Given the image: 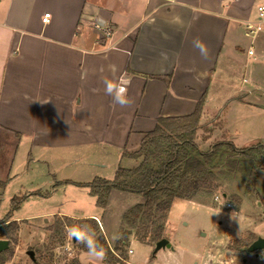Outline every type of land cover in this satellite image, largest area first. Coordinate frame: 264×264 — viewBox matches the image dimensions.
Returning <instances> with one entry per match:
<instances>
[{"label": "crops", "instance_id": "crops-1", "mask_svg": "<svg viewBox=\"0 0 264 264\" xmlns=\"http://www.w3.org/2000/svg\"><path fill=\"white\" fill-rule=\"evenodd\" d=\"M261 5L264 0H0V152L8 137H16L15 153L24 152L29 167V155L55 149L57 135L67 143L91 135L116 149V171L124 159L133 160L124 153L135 151L159 118L189 115L202 101L199 127L211 122L221 105L242 101L235 89L211 103V78L219 71L234 76L238 50L251 56L254 46L264 54ZM95 23L110 28V38L102 39ZM247 25L253 35H247ZM195 39L206 57L193 46ZM105 80L123 87L130 103L115 104L105 94ZM14 161L13 155L0 163V186ZM85 218L97 220L104 233L97 215ZM9 221L24 220L12 214ZM207 255L206 249L198 264H216Z\"/></svg>", "mask_w": 264, "mask_h": 264}, {"label": "rangeland", "instance_id": "rangeland-1", "mask_svg": "<svg viewBox=\"0 0 264 264\" xmlns=\"http://www.w3.org/2000/svg\"><path fill=\"white\" fill-rule=\"evenodd\" d=\"M248 41L244 39V43ZM238 51L237 63L232 69L234 76L230 79L228 73L219 71L211 78L208 99L212 96L211 103L219 104L218 100L223 98L219 93L231 91L233 94L239 89L236 96L240 95L242 101L221 105L211 122L195 130L194 141L201 151H207L217 141H229L238 149L264 145V54H259L254 46L251 56L245 48ZM60 136L57 135L55 149L46 146L29 155L33 162L41 165L32 162L26 167L24 152L15 153L16 137H8V147L0 152V163H7L15 156L10 178L0 186V194L6 196L0 201V218L18 198L20 204L12 214L24 220L16 222L19 231L13 238L0 235V239L9 243L0 253V264H93L84 244L68 234L70 229L94 234L92 229L83 228L76 218H71L91 214L100 218L104 233L100 223L95 221L114 253L105 255L102 264H127V261L130 264H198L199 256L206 249L207 259H215L216 264H237L249 255L239 252L240 247L245 243L249 245L257 236L264 237L263 162L258 170L253 163L229 170L223 167V157L224 174L216 176L213 196L207 205L186 200L173 202L163 237L169 240L175 252L167 248L155 254L154 244L133 238L129 239L126 249L116 254L114 247L121 234L122 218L127 210L142 202V196L113 189L104 207L98 206L96 197L89 194L88 185L95 178L111 180L114 177L118 162L116 149L96 136L72 143L65 142L66 138L59 140ZM134 140L135 136H131L127 149ZM261 154L264 157V152ZM138 162L124 159L120 167L133 168ZM103 164L107 167L100 168ZM47 170L51 175H38ZM255 171V178L249 175ZM28 251L33 252V259ZM256 253L259 256L252 253L254 255L244 264H264V250Z\"/></svg>", "mask_w": 264, "mask_h": 264}, {"label": "trees", "instance_id": "trees-1", "mask_svg": "<svg viewBox=\"0 0 264 264\" xmlns=\"http://www.w3.org/2000/svg\"><path fill=\"white\" fill-rule=\"evenodd\" d=\"M201 110L202 101H199L189 115L159 118L154 128L144 134L139 147L124 153L139 161L136 167H118L111 180L95 178L89 183V194L96 197V203L101 207H104L113 189L139 194L143 198V202L127 210L122 218L121 234L114 247L116 254L126 249L130 237L143 243L151 242L152 245L163 238L170 208L176 200L207 205L213 196L216 176L224 174L221 167L223 157V167L229 170L236 167L242 169L248 163H253L257 170L264 165L261 154L264 145L261 144L238 149L229 141H217L207 151H201L193 137L195 130L199 129ZM251 173L249 175L255 178L257 171ZM16 200L18 198L12 201L13 205L11 203L9 211L0 221L2 237L11 239L19 231L16 221H9L13 210L20 204V200ZM75 220L83 228L97 233L96 242L105 255L114 254L95 219ZM247 247L245 243L239 252H246Z\"/></svg>", "mask_w": 264, "mask_h": 264}, {"label": "clouds", "instance_id": "clouds-1", "mask_svg": "<svg viewBox=\"0 0 264 264\" xmlns=\"http://www.w3.org/2000/svg\"><path fill=\"white\" fill-rule=\"evenodd\" d=\"M193 46L200 51L202 57H206V49L203 43L199 39L193 40ZM163 58H167L166 53H161ZM104 91L106 95L112 97L115 104L120 106H126L130 103V99L127 97L125 89L119 85H114L112 82L104 81ZM69 236L74 237L77 241L84 244L88 251L89 257L92 259L93 264H102L105 254L103 248L94 239V234L87 231H80L77 229H70Z\"/></svg>", "mask_w": 264, "mask_h": 264}, {"label": "water", "instance_id": "water-1", "mask_svg": "<svg viewBox=\"0 0 264 264\" xmlns=\"http://www.w3.org/2000/svg\"><path fill=\"white\" fill-rule=\"evenodd\" d=\"M8 244H9L8 240L0 239V253L8 248ZM164 248H171V244H170L169 240L166 239L165 237H163L160 240H158L157 242H155L153 251L155 253L158 250L164 249ZM260 250H264V237H262V236L256 237L248 245V247L246 249V253L252 254V253H256V252H258ZM27 253H28L29 257L31 259H33V252L32 251H28Z\"/></svg>", "mask_w": 264, "mask_h": 264}, {"label": "built area", "instance_id": "built-area-1", "mask_svg": "<svg viewBox=\"0 0 264 264\" xmlns=\"http://www.w3.org/2000/svg\"><path fill=\"white\" fill-rule=\"evenodd\" d=\"M48 17L49 14L45 13L42 21L46 23L48 21ZM263 17H264V5H261L260 7H258V20L261 21ZM94 28L100 31V35L102 39L110 38L111 36L110 28L99 26L97 23L94 24ZM246 28H247V35L254 34V29L251 25H247ZM248 53L251 54L252 51L249 50Z\"/></svg>", "mask_w": 264, "mask_h": 264}]
</instances>
